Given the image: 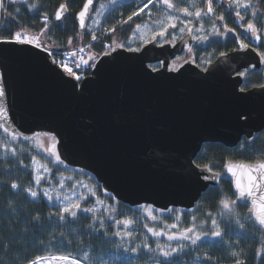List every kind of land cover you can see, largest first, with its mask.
Segmentation results:
<instances>
[{
    "label": "water",
    "instance_id": "95a60500",
    "mask_svg": "<svg viewBox=\"0 0 264 264\" xmlns=\"http://www.w3.org/2000/svg\"><path fill=\"white\" fill-rule=\"evenodd\" d=\"M85 3L76 13L80 33L87 28L96 0L81 27L78 14ZM60 6L57 23L69 14L67 5ZM237 39V47L227 57L218 56L207 72L194 63L183 64L178 72L151 71L150 64L160 61L171 68L173 59L192 47L188 33L175 42H148L140 51L115 46L82 82L34 45L0 43L9 124L25 135L55 133L66 165L90 173L117 201L190 211L220 182L211 179L219 173L202 171L208 167L195 164L203 145L236 147L244 137L253 140L264 130V83L244 90L246 75L237 74L263 68L255 46L262 38L247 50ZM229 162L234 161H226L223 173L232 180L235 193L234 179L226 172ZM241 162L255 164L234 163Z\"/></svg>",
    "mask_w": 264,
    "mask_h": 264
},
{
    "label": "trees",
    "instance_id": "16d2710c",
    "mask_svg": "<svg viewBox=\"0 0 264 264\" xmlns=\"http://www.w3.org/2000/svg\"><path fill=\"white\" fill-rule=\"evenodd\" d=\"M84 1L32 0L29 4H36L37 7L29 9L24 5V2L2 0L3 9H6V11L0 10V39L9 37L14 31L29 33L44 31L43 40L53 49L64 51L78 46L79 40H89L91 37L87 29L80 33L76 23V13L79 9L81 10ZM96 1L97 5L102 0ZM152 1L143 12L135 15L132 20L125 22L123 25H121L120 20L127 19L130 15L133 16V13L138 12L139 8L143 7L144 3H147V0L124 2L117 5L114 10L107 12L101 21L102 28L106 27L108 30L114 29V31L110 37L105 39L109 40L110 43L113 38L126 49L128 47L141 48V42L134 41L136 26L142 25L147 21H149V26L157 25L162 20L163 13L167 11L159 3V0ZM252 2L256 4L257 0H252ZM62 3H66L69 14L62 22L57 23L55 12ZM205 3L206 0H195V5L187 4L184 6H191L189 11L194 12L196 8L203 9ZM16 9H20L19 13L16 12ZM93 11L91 12L93 13ZM45 15L50 18V24L47 29L43 30L45 25L42 19ZM245 15L252 20L259 32L264 31V27H262L264 25V0H260L255 17H252L250 12ZM180 18L183 20L189 19L184 14ZM190 18L193 21V17ZM201 21L208 30L213 27L222 28L218 24H213V19L208 16H202ZM198 23L193 22V28H199L197 26H200V23ZM177 31V28H169V34L165 39L168 41L172 40L171 34ZM180 34L182 33H178L177 36H180ZM80 36L83 37L79 39ZM69 40H71V43H69ZM235 43V39L230 37L223 43L215 41L206 47H198L199 49L195 52L197 65L204 68L206 65L201 63L202 60L211 58L214 61L220 52L230 50L235 46ZM100 45L93 50L96 56H101L107 51L103 46V42ZM261 45H264V42L257 48L260 53L264 52V47H261ZM150 66L152 68L159 67V64L153 63ZM263 76L264 71L262 69L256 73L247 74L242 88L248 90L261 86L264 82ZM16 147L19 160L10 153L0 150V264H28L29 260L46 256L48 253L56 255L71 254L78 258H81L84 253H88L90 264H120L122 260H127L121 252L122 249L117 247L116 236L112 235V233L121 229L122 226L118 228L112 221L107 220L105 228L99 231L89 229L88 226L93 221L91 215L85 213H78L75 222H73L71 217L64 221L58 220L55 213L60 207V203L55 200L48 201L42 195L45 188H54L65 196L71 194L75 197L80 193H84L88 196V199L81 202L82 207H93L96 206L95 198L91 197L86 189L82 187L84 184L88 185L97 193L104 204H110L111 209H115L110 214L111 217L119 220L127 219L132 222L129 230L134 233V238L130 240L134 246L142 245L143 243L153 244L152 239H150L144 229V216L141 212L120 201H115L112 199L113 197L109 198V195L104 194L103 190L100 189L101 185L89 173L71 170L64 165L57 164L55 159L48 156L42 148L39 149L33 140H19V144ZM33 157L38 162V165L33 164ZM20 160L23 161V164H20ZM262 160H264V130L251 141L244 137L236 147H227L215 142L206 143L201 151L198 152L195 164L211 167L215 173L224 174L226 161L255 163V161ZM39 165L43 166L40 171L43 179L40 185H36L35 168ZM44 168L49 169L50 173H45ZM61 179L65 181L63 189L60 188L58 183ZM13 182H16L20 187L12 189L10 185ZM231 182V179L221 178L218 186L210 187L205 194H202L194 208V212L190 214L187 212L183 213L185 226H191L193 223H202L201 221L207 219L209 212L220 216L219 213L223 211V207L220 204L221 199L234 200L236 201V212L241 218V223L245 224V228L240 229L236 225L235 220L229 222L220 216L218 222L221 224L222 236L213 238L214 240L208 244L210 257L216 260L217 264H235L237 257H234L232 252L237 251L241 253L239 258L244 259L245 264H261V257L256 253L261 235L260 226L256 224L255 228H253L254 220L244 219L251 215L248 213L251 204L249 201H245L243 204L240 203L234 193ZM28 188L37 191L38 196L34 198L28 194L26 191ZM73 188L76 189L75 192L72 191ZM193 215L196 217L195 221L191 219ZM33 216L40 217L39 226L35 229L32 228L34 224ZM105 232L108 234L105 235ZM253 232H255L254 236L252 235ZM61 233L64 234L63 239L71 241V243H60ZM134 258L139 259L138 263L143 264L147 262L146 259H150L147 254H144L143 247H141L139 253H134Z\"/></svg>",
    "mask_w": 264,
    "mask_h": 264
},
{
    "label": "snow or ice",
    "instance_id": "6c2138e0",
    "mask_svg": "<svg viewBox=\"0 0 264 264\" xmlns=\"http://www.w3.org/2000/svg\"><path fill=\"white\" fill-rule=\"evenodd\" d=\"M24 4L29 9H35L37 7L36 4H28V0H23ZM115 2V0H113ZM207 2V8L206 11L204 9L196 8L194 12L189 11V8H177L173 3L172 0H159V3L167 9L163 13L164 19L159 21L160 27L157 31H155L152 35V39L149 42H155L156 44H160L161 41L164 43H168V40L165 39V37L169 34L168 29H176L177 24L176 21L179 19L178 15H175L173 13H183L185 17H195L197 19H200L203 16H208L209 14H214V8L212 4V0H206ZM260 0H257V3L254 4L252 0H229L228 7L233 8L235 7V17L239 18V27L243 28L245 32L249 33L255 41L259 42L261 40V35L259 30L257 29L256 25L252 22L250 18H246V15H242V11L244 10L245 13L250 12L252 17H255L257 15V10L259 6ZM93 3V0H86V3L84 5V9L78 14L80 18V26L83 27L85 23V16L88 12L89 5ZM152 3V0H147V3H144L143 7L139 8V12H143L144 8L148 7V4ZM61 9H65L66 5L62 4ZM0 10L3 9L2 0H0ZM20 9H16V12L19 13ZM139 12H134L133 15H139ZM132 15L128 16V20H132ZM55 19L60 20L61 15L60 12L56 13ZM220 20H223L224 17L221 15L219 17ZM95 22V21H94ZM184 26L180 27L178 31L180 33H184L187 29L188 34L191 36L192 39L204 43L209 39L208 35H201L200 33L204 31L203 25L197 29H195V32L192 27H188V25L192 24L191 19H185L180 21ZM43 23L45 24V27H47L48 23V17L45 15L43 17ZM137 28L140 27V25L136 26ZM264 27V25H262ZM225 31L220 32L218 28H214V31L212 32V35L216 36H226L229 32H234V29L228 28V26L224 25ZM114 30V29H113ZM160 37V40H157L156 38ZM94 40L96 39L95 35L92 37ZM172 40L176 39L175 33L171 34ZM0 43H8V44H22V45H33L37 49H41L44 52L49 53L50 58L53 60V63H57L58 67L62 68L65 73H67L68 76L74 78L77 82H82L84 77L82 75L77 74L78 72H82L84 70H90V69H96V57L95 56H87L85 58L84 55H80L77 58V53L72 52L69 56V54H65V59L62 61H56L55 56L52 54V49L42 45L39 40H33L32 38H29L21 31H14L11 33L9 37L0 39ZM69 43H71V40H69ZM119 47H123V45H120ZM240 47L244 50H247L249 45L244 44L243 41L240 42ZM261 47H264V45H261ZM112 51H115V49H111ZM128 51H140V49H135L132 47H128ZM189 52L192 51L191 46H189ZM83 52V49L80 50ZM253 51H256V49H253ZM107 54V53H106ZM229 54L227 52H220L219 57H227ZM261 60H264V52L259 53ZM71 63L72 68L76 69V71H73L72 68L67 67L66 65ZM185 63H196V57H193L190 61L186 60ZM202 64L206 65L204 67V71H208L207 65H210L212 63V59H206L201 61ZM183 65L176 66L175 61H173V66L171 68H168L163 61H160L159 67H153L151 68L152 72H160L161 69H164L165 71H179L180 67ZM199 67V65H197ZM55 71V69H53ZM5 72H7V69L5 68ZM238 75H246L244 72H238ZM161 75H163V72H161ZM78 84H73V88H76ZM86 87V85H85ZM6 96V84H5V77L3 73H0V129L3 130V133L6 134L9 139L7 141H0V148H3L5 153H10L12 156L16 157L19 160V156L17 153V147L11 146L14 145L16 141L23 138V140H34L35 136H43L48 137L51 141L50 147L43 148V144L40 145L41 148H43V151L50 157H53L55 159V162L59 165H64L65 161L61 158V154L57 150L58 140L56 135L50 133V132H39V133H33V136L25 135L22 131H18L15 128H11V125L9 124V116H8V110L3 105V99ZM247 114L242 113L241 117L245 118ZM20 164H23V161H19ZM33 164L38 165V162L33 157ZM43 166L39 165L35 168L36 172V178H35V184L40 185L41 180L43 177L40 175L41 168ZM45 173H50V170L47 168L43 169ZM202 171L212 172V168L208 167L206 169H202ZM226 172L227 174H230L231 177L234 179L235 183V193L237 199L240 201L241 204H243L245 201H250L251 207L249 208L250 216L245 217V220H254L253 228H255V225L258 224L260 226L259 231L261 233L259 237V247L256 249V253L261 257V264H264V161H257L255 164H248V163H234L229 162L226 165ZM201 173H197V176H200ZM204 180L210 179L208 176L202 177ZM214 181H219L221 179L220 174H214V176L211 178ZM59 186L61 189L65 186V181L61 179L59 182ZM10 187L12 189H17L20 186L13 182L11 183ZM84 189H86L87 193L90 194L91 197L96 198V206L93 207H82V201H86L88 199V196H86L84 193H80L73 197L71 194L69 195H62L60 191L56 189H48L45 188L43 190L42 195L47 198L48 201H57L60 203V207L58 208L55 215L57 216L58 220L64 221L67 220L68 217L73 218V222H75V219L78 217L79 212L89 213L91 214V219L93 223L89 224V229H94L96 231H99L100 229H103L106 227V221L109 219V217H104L101 209H107L110 214L115 211V209H111L110 206L104 205L103 201L99 199V197L96 196V192L90 188L88 185L84 184L82 185ZM28 194H30L32 197H37L38 192L32 190L31 188L26 189ZM73 192L76 191L75 188L72 189ZM55 193V195H53ZM109 198H112V194L108 193ZM220 204L223 207V211L219 213L221 217H223L227 221L235 220L236 225L240 229L245 228V224L241 223V218L239 217L238 213L236 212V201L230 200V199H221ZM141 209L144 210L147 217L150 218L153 221H156L158 218L154 214L156 211L155 207L151 204L147 205H140ZM160 211H167L169 213H172L174 210L170 208L162 209ZM208 216L211 220V227L212 231H201L198 229L197 225L193 223L190 227H185L180 230L173 231V229H179V225L176 223H172L166 226V228H161L157 230L154 227H149L146 223L143 225L148 233H151L153 237H161L165 236L169 242L175 241L176 243H167L162 244L159 241L156 242L155 247H152L149 243H143L142 245L138 244L134 247L124 248V251H131L132 253H139L141 250V247L147 250L148 253L154 254L152 258V264H182V261L180 260V254L185 253L186 249L194 248V246L200 245L205 239H207L209 236L212 238H217L222 236L221 231V224L218 222V219L214 216H212V213L209 212ZM34 224L32 226L33 229L39 226L40 217L39 216H33L32 217ZM177 220L180 219L179 216L176 217ZM193 221L196 220L195 215L191 217ZM112 223L116 224L118 228L122 226L123 230H118L112 235L120 237L121 240H124L125 238H128L131 240L134 238L133 231L129 230L131 221L125 219V220H119L115 217H111ZM208 221L205 220L203 223H207ZM107 235L108 233H104ZM252 235H255V232L252 233ZM64 234H60V243H71V241H65L63 239ZM247 238V237H246ZM231 243V242H229ZM238 243V241H237ZM119 247H123L122 245H118ZM232 255L234 257H237L235 260V264H245L244 259L239 258L241 256L240 252L233 251ZM48 260L49 264H51V261H57L59 264H86V262L89 261V256L87 253H84V259L83 261L81 259H78L74 257L71 254H61V255H54L50 257H36L33 260H29L28 264H40L41 260ZM205 259H210V257H205ZM120 264H132L130 260L128 261H121Z\"/></svg>",
    "mask_w": 264,
    "mask_h": 264
},
{
    "label": "rangeland",
    "instance_id": "374dc122",
    "mask_svg": "<svg viewBox=\"0 0 264 264\" xmlns=\"http://www.w3.org/2000/svg\"><path fill=\"white\" fill-rule=\"evenodd\" d=\"M128 1H133V0H115V2H113V0H102V1L98 2L97 5H96L95 10L93 11V13H91V16H90V18H89V20L87 22V30L89 31L88 33L91 34L90 39L89 40L88 39H86V40L85 39H81L83 36H80L79 39H81V40H79V42L77 43L78 46H75V47L71 48L70 50H77L76 49L77 47H82L83 46L85 48V53H84L85 54V58H87V56H89V55L95 56V57L98 58V56H96L93 53V50L95 49V47H98V45L101 46L100 45L101 42H103V46L107 49V51H105V52L110 51L115 46L119 47L120 45L117 42V40L112 38L111 42L109 43V40L105 39L106 37H110L113 34V30L110 31L109 33L106 32L107 31L106 27L102 28V22L101 21L103 20V17H104V15L107 12L114 10V8L117 5H120V4H122L124 2H128ZM137 1L141 2L142 0H137ZM22 2H23V0H22ZM31 2H32V0H28V4L31 3ZM212 2H213V6L216 8L217 5H223L224 6V3L226 5H228L229 0H212ZM172 3L177 8H184V7L190 8L192 5H194V0H172ZM187 4H189L191 6H184V5H187ZM233 8H234L233 10H236L235 7H233ZM204 10L206 11V7L204 8ZM241 11H242V15L247 14V13L244 12V10H241ZM173 14H175V13H173ZM175 15L179 16V19L176 21L177 29H179L180 27L184 26L180 22L181 20H183V19L180 18V17L183 16V14L181 13L182 16L179 15V13H176ZM133 16H135V15H133ZM246 18H247V16H246ZM161 19L163 20L164 16ZM189 19L192 20V18H190V17H189ZM201 19H202V17L200 19H197V18L193 17L192 24L188 25V27H192L193 28L194 27L193 26V22H199L200 24L199 23L198 24L200 26L202 24L203 25V29H204V31H202L200 34L201 35H208L209 39L206 42H204V43H200V42H198V41L193 39L194 43L192 45V49H193L194 52H196L199 49L198 47H206V46L210 45L211 43H213L215 41H217L218 43H223L226 40H228L230 37L236 36V33H234V32H229L226 36L212 35V32L214 31V28H218V27H213V28L208 30V29H206V27H205L204 23L201 21ZM120 21H121V25H123V24H125V22H127L129 20L128 19H123V20H120ZM213 24H215V22H213ZM195 26H197V25H195ZM200 26H197V27H200ZM159 27H160V24H158V23H157V25L149 26V21L145 22L144 24L140 25L139 28L135 29L136 32L134 34V37H135L134 41L136 40L137 42H141V44H142L141 48H142L145 44H147L152 39L153 33L155 31H157L159 29ZM195 29H197V28H193L194 32H195ZM218 29H219L220 32H224L225 31L224 27H222V29H220V28H218ZM168 31H169V29H168ZM43 32H41V33H32L31 32L29 36H31V38H33V40H37L38 39L40 43H43L44 42L43 34H45V32L44 33ZM242 32H244V29H242V31L239 34H241ZM174 33L176 35V39L175 40H169L171 42H175L176 40L181 38L183 34L185 35L188 32H187V29H186L184 33L180 34V36H177V34L180 33L179 31L174 32ZM260 33H261L260 35H262V37L264 38V31H261ZM93 35H95V37H96L95 40L92 38ZM157 40H160V37H157ZM163 43L164 42L161 41L160 44H163ZM193 51L189 52V50L187 49V51L184 52L179 58L174 60L175 61V65L176 66H180V65L185 64L186 60L190 61L193 57H195V53ZM105 52L103 54H105ZM103 54H101V56ZM217 57H215V58H217ZM194 64H196V63H194ZM172 66H173V62H172ZM262 66H263V71H264V65H262ZM39 132H50V133L56 135L55 133H53L51 131H45V130L37 131L35 133H39ZM28 136H33V133L28 135ZM56 137H57V135H56ZM8 139H9V137L6 134L3 133L2 129H0V141H7ZM20 140H23V138H21ZM33 141H34V144L37 145L39 149L41 148L40 147L41 144H43V148H48V147H50V144H51L50 139L48 137H43V136H35ZM18 144H19V140L16 141L15 144L11 145V146H15L16 147ZM0 150L4 152L3 148H0ZM64 166L68 167L70 169H77V168H74L72 166H67L66 163H64ZM77 170L83 171L81 169H77ZM83 172H85V171H83ZM89 175H91V174L89 173ZM104 193L108 194L109 192L104 191ZM96 196L98 197L97 193H96ZM93 198H95V197H93ZM95 200H96V198H95ZM115 201H117V200H115ZM104 205L110 206V208H111L110 204H104ZM141 205H147V204H141ZM139 206H136L134 208L138 209L141 212V214L144 216L143 217L144 218L143 219V224L146 223L149 227H154L157 230H159L161 228H166L167 225L172 224V223H176V224L179 225V229H173V231L180 230V229H183V228L186 227L185 223H184V214H183L184 210L183 209H180L178 207H173V208H170V209H173L174 211L172 213H169L167 211H163L162 212V211H160L162 209L159 210L157 207H155L156 211L154 212V214L157 216L158 219L156 221H153V220H151L150 218L147 217V215L144 212V210L141 209ZM101 210H103L102 211L103 216L104 217H109L108 220L112 221L110 212L107 209H104V208H102ZM192 212H194V210H190L187 213L190 214ZM79 213H84V212H79ZM248 213H250V212H248ZM85 214H89V213H85ZM177 216L180 217L179 220L176 219ZM212 216L216 217L217 219H219V217H220V216H218L216 214H212ZM205 220L208 221L206 224L203 223ZM205 220L201 221L202 223H198L196 225H197L198 229L201 230V231L211 232L213 229L211 227V220H210V217L208 216V214H207V219H205ZM187 227H190V226H187ZM144 229L147 232V229L145 227H144ZM119 230H123V229L121 228ZM148 235H149L150 239H152V242H153L152 247H155L157 241H159L162 244H167V243L175 244L176 243L175 241L169 242L165 236H161V237L157 238V237H153L151 235V233H148ZM213 240L214 239L209 236L200 245L194 246V248L186 249L185 253H181L180 254V260L182 261V264H217L216 260H214V259H212L210 257L211 254L208 252L209 249L207 247L208 244L210 242H212ZM116 241L118 242V245H122L123 246V247H119V248L122 249L121 252H122L123 256L127 259L126 261L130 260L133 264H143V263H138L140 260L137 259V258H134V253H132L131 251H127V252L124 251V248H129L130 249L131 247L134 246L130 242V240H128V238H125L124 240H121L120 237L116 236ZM144 254H147L148 257H150V259H146L147 262H145L144 264H152V258H153L154 254L148 253L146 249H144ZM54 255H56V254L48 253V255L43 256V257H50V256H54ZM88 256H89V254H88ZM206 256L210 257V259H205ZM76 258H78V257H76ZM78 259H81L83 261L84 254L81 256V258H78ZM89 262L90 261L86 262V264H90ZM40 264H49V261L46 260V259L45 260H41ZM51 264H59V262L51 261ZM178 264H179V261H178Z\"/></svg>",
    "mask_w": 264,
    "mask_h": 264
},
{
    "label": "flooded vegetation",
    "instance_id": "af4514ba",
    "mask_svg": "<svg viewBox=\"0 0 264 264\" xmlns=\"http://www.w3.org/2000/svg\"><path fill=\"white\" fill-rule=\"evenodd\" d=\"M212 4H213V2H212ZM194 5H195V0H194ZM205 7L207 8V2L205 3ZM213 8H214V14H212V15L209 14L208 17L212 18L213 22H215V24H218L221 27H224V25L226 24L228 26V28L235 30L234 33H236V36H234L233 38L235 39L236 43H235V46H233V48L237 47V40H238L237 38L241 39L243 41V43L248 44L249 46L252 45V43L256 42L254 39H252L251 35L245 31L242 32L241 34H239L243 28L239 27L238 26L239 24H237V21L239 20V18L235 17V10H233L234 8H229L228 5H226L225 3H224V6L223 5H217L216 8L214 6H213ZM221 15L224 17L223 20L219 19V17ZM220 29H222V28H220ZM178 40H180V38ZM263 42H264V40H262L260 44H262ZM260 44L255 45L256 49L260 46ZM233 48H231V49H233ZM230 50H228V51H230ZM192 51H193V49H192ZM176 59H173V61Z\"/></svg>",
    "mask_w": 264,
    "mask_h": 264
},
{
    "label": "built area",
    "instance_id": "2783aa9c",
    "mask_svg": "<svg viewBox=\"0 0 264 264\" xmlns=\"http://www.w3.org/2000/svg\"><path fill=\"white\" fill-rule=\"evenodd\" d=\"M106 32H110V31H106ZM77 50H66V51H64V52H58V51H54V50H52V54L55 56V59H56V61H62V60H64L65 59V54L67 53V54H69V56H70V54L72 53V52H76L77 53V58L80 56V55H84L85 56V48L82 46V47H79V48H76ZM81 49H83V52H81L80 50ZM67 67H69V68H72V64L71 63H69V64H67L66 65ZM72 70L73 71H76V69H74V68H72ZM85 71V70H84ZM84 71H83V73H84Z\"/></svg>",
    "mask_w": 264,
    "mask_h": 264
},
{
    "label": "bare ground",
    "instance_id": "6f19581e",
    "mask_svg": "<svg viewBox=\"0 0 264 264\" xmlns=\"http://www.w3.org/2000/svg\"><path fill=\"white\" fill-rule=\"evenodd\" d=\"M159 209V208H158ZM160 210V209H159Z\"/></svg>",
    "mask_w": 264,
    "mask_h": 264
}]
</instances>
